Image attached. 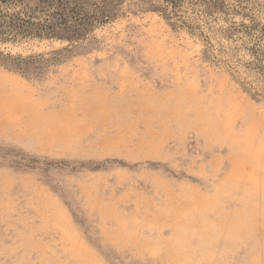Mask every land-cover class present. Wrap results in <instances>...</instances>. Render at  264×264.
Returning a JSON list of instances; mask_svg holds the SVG:
<instances>
[{"label": "rangeland", "instance_id": "1", "mask_svg": "<svg viewBox=\"0 0 264 264\" xmlns=\"http://www.w3.org/2000/svg\"><path fill=\"white\" fill-rule=\"evenodd\" d=\"M226 2L0 41V264H264V0Z\"/></svg>", "mask_w": 264, "mask_h": 264}, {"label": "trees", "instance_id": "2", "mask_svg": "<svg viewBox=\"0 0 264 264\" xmlns=\"http://www.w3.org/2000/svg\"><path fill=\"white\" fill-rule=\"evenodd\" d=\"M172 24L199 28L197 19L229 11L226 0H144ZM124 0H0V41L81 38L121 14ZM236 11L235 8L231 9ZM195 19V23L188 20ZM243 25V24H242Z\"/></svg>", "mask_w": 264, "mask_h": 264}]
</instances>
